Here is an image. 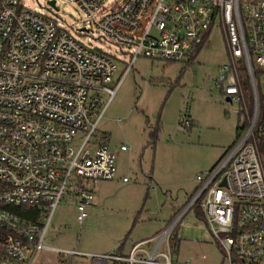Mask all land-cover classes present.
<instances>
[{"label":"built area","instance_id":"1","mask_svg":"<svg viewBox=\"0 0 264 264\" xmlns=\"http://www.w3.org/2000/svg\"><path fill=\"white\" fill-rule=\"evenodd\" d=\"M30 1L37 6L0 0V264H39L45 252L49 264H190L180 261L175 232L197 203L227 264H264V115L256 80L264 74V0ZM66 5L79 11L76 25L64 19ZM216 28L229 54L216 86L239 103L240 123L187 205L127 251L46 246L63 197L82 223L94 186L116 176L117 151L107 134L94 132L120 80L139 58L194 65ZM180 126L190 129L191 119L185 115Z\"/></svg>","mask_w":264,"mask_h":264},{"label":"rangeland","instance_id":"2","mask_svg":"<svg viewBox=\"0 0 264 264\" xmlns=\"http://www.w3.org/2000/svg\"><path fill=\"white\" fill-rule=\"evenodd\" d=\"M38 2L43 5L45 0ZM62 11L67 23H78L76 8L66 5ZM228 62L226 43L217 28L192 66L137 59L120 80L94 132V136L107 134L110 144L127 148L117 157L115 178L94 186L91 207L82 223L64 196L52 213L44 244L100 255L122 244L127 248L164 229L194 195L198 177L216 167L236 140L240 105L226 102L216 86ZM122 70L119 65L108 87L116 85ZM257 81L264 97L263 73ZM185 115L194 121L189 130L180 126ZM155 130L158 135L153 144L150 134ZM175 236L181 262L227 264L205 221L194 210ZM51 258L45 252L37 260L49 264L46 259ZM74 262L86 260L75 258Z\"/></svg>","mask_w":264,"mask_h":264},{"label":"trees","instance_id":"3","mask_svg":"<svg viewBox=\"0 0 264 264\" xmlns=\"http://www.w3.org/2000/svg\"><path fill=\"white\" fill-rule=\"evenodd\" d=\"M241 75H242V79H243V87H244V89L247 91L248 90V79H247V75H246V71H245V69H241ZM258 75L259 74H256V80H257V77H258ZM259 93H260V91H259ZM260 102H261V115H264V97L263 96H261V93H260ZM191 122H192V126H191V128L194 126V122H193V120H191ZM190 128V129H191ZM239 129V127H237V130ZM187 130H189V129H187ZM157 135H158V130H155V131H153L151 134H150V140H151V142L154 144L155 142H156V140H157ZM193 196V195H192ZM192 197H190L189 198V200L191 199ZM193 209H194V212L196 213V215H197V217L199 218V219H201V220H204L205 221V217H204V213H203V210H202V208L200 207V203H197L194 207H193ZM182 210V209H181ZM180 210V211H181ZM173 219V218H172ZM205 223H206V221H205ZM133 244H135V243H133ZM132 244V245H133ZM131 245V246H132ZM121 246H123L124 247V244H122ZM121 246H120V248H121Z\"/></svg>","mask_w":264,"mask_h":264},{"label":"crops","instance_id":"4","mask_svg":"<svg viewBox=\"0 0 264 264\" xmlns=\"http://www.w3.org/2000/svg\"><path fill=\"white\" fill-rule=\"evenodd\" d=\"M118 122H119V120H118ZM193 122H194V121H193ZM108 136H109V135H108ZM122 145H123V144H122ZM111 146L117 151V157H118V155H119L120 153L126 152V151H120V150H119V147H120L121 145H119V146H114V145L111 144ZM117 157H116V161H117ZM116 161H115V167H116ZM123 179H125V178H123ZM123 182H124V181H123ZM188 201H189V199H188ZM185 206H186V205H185ZM185 206H184V207H185ZM184 207H183V208H184ZM183 208H181V209H183ZM181 209H180V210H181ZM180 210H179V211H180ZM179 211H178V212H179ZM168 223H169V222H168ZM168 223L166 224V226L168 225ZM166 226H165V227H166ZM162 230H163V229H162ZM162 230H160V231H162ZM160 231H159V232H160ZM159 232H157L155 235H157ZM155 235H153L152 237H154ZM152 237L145 238L144 240H146V239H150V238H152ZM140 241H143V240H140ZM140 241H138V242H140ZM131 245H132V244H131ZM131 245H129V246L126 248V245L124 244V251H127V250L130 248Z\"/></svg>","mask_w":264,"mask_h":264},{"label":"water","instance_id":"5","mask_svg":"<svg viewBox=\"0 0 264 264\" xmlns=\"http://www.w3.org/2000/svg\"><path fill=\"white\" fill-rule=\"evenodd\" d=\"M226 102L231 103V100H230V99H227ZM225 185H226V182L223 181V182L221 183V186L223 187V186H225Z\"/></svg>","mask_w":264,"mask_h":264}]
</instances>
